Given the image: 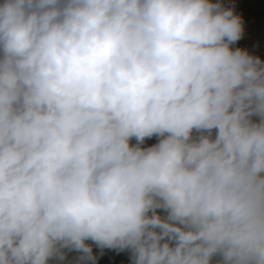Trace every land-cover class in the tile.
Returning a JSON list of instances; mask_svg holds the SVG:
<instances>
[{"label":"clouds","instance_id":"1","mask_svg":"<svg viewBox=\"0 0 264 264\" xmlns=\"http://www.w3.org/2000/svg\"><path fill=\"white\" fill-rule=\"evenodd\" d=\"M242 35L212 0H2L0 264H94L88 241L264 264V62Z\"/></svg>","mask_w":264,"mask_h":264},{"label":"rangeland","instance_id":"2","mask_svg":"<svg viewBox=\"0 0 264 264\" xmlns=\"http://www.w3.org/2000/svg\"><path fill=\"white\" fill-rule=\"evenodd\" d=\"M2 2V0H0ZM225 8H232L234 14L241 18L243 35L231 47L247 51L254 57H259L264 62V0H212ZM136 143L135 139L132 140ZM158 143V138H146L142 147H150ZM163 214L162 210H157ZM91 241H88L90 243ZM69 256L77 255L76 251L67 252ZM66 261L53 259L50 264H64Z\"/></svg>","mask_w":264,"mask_h":264},{"label":"crops","instance_id":"3","mask_svg":"<svg viewBox=\"0 0 264 264\" xmlns=\"http://www.w3.org/2000/svg\"><path fill=\"white\" fill-rule=\"evenodd\" d=\"M92 247V255L96 258L94 264H132L131 253L128 250L116 249L101 250L95 243H89ZM69 256L64 264H93V261L81 260L80 253Z\"/></svg>","mask_w":264,"mask_h":264},{"label":"water","instance_id":"4","mask_svg":"<svg viewBox=\"0 0 264 264\" xmlns=\"http://www.w3.org/2000/svg\"><path fill=\"white\" fill-rule=\"evenodd\" d=\"M68 257H69V254L67 253L66 254V257H65V259L63 261H67L68 260Z\"/></svg>","mask_w":264,"mask_h":264}]
</instances>
